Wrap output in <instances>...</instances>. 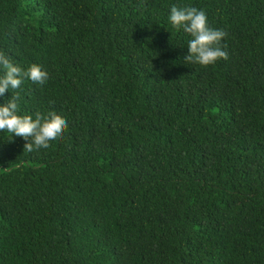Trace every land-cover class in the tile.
Instances as JSON below:
<instances>
[{
  "label": "trees",
  "instance_id": "obj_1",
  "mask_svg": "<svg viewBox=\"0 0 264 264\" xmlns=\"http://www.w3.org/2000/svg\"><path fill=\"white\" fill-rule=\"evenodd\" d=\"M173 5L228 59L185 62ZM0 51L49 74L19 114L67 121L0 132V264H264V0H0Z\"/></svg>",
  "mask_w": 264,
  "mask_h": 264
},
{
  "label": "clouds",
  "instance_id": "obj_2",
  "mask_svg": "<svg viewBox=\"0 0 264 264\" xmlns=\"http://www.w3.org/2000/svg\"><path fill=\"white\" fill-rule=\"evenodd\" d=\"M173 28L183 29L191 39L188 42V54L185 62H191L207 67L220 60H227L228 53L222 41L227 32L223 29L210 27L204 10L192 6H171L168 17ZM49 79V74L38 64H32L27 69L22 68L0 51V97L13 90L6 103L0 106V132L6 131L12 136L21 137L27 143L24 150L48 149L51 142L58 141L67 128V121L55 112L46 115L40 112L32 115H20L21 99L18 89L25 80L43 86Z\"/></svg>",
  "mask_w": 264,
  "mask_h": 264
}]
</instances>
